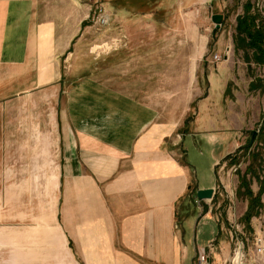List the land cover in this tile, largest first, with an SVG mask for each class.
Wrapping results in <instances>:
<instances>
[{"label": "crops", "instance_id": "1", "mask_svg": "<svg viewBox=\"0 0 264 264\" xmlns=\"http://www.w3.org/2000/svg\"><path fill=\"white\" fill-rule=\"evenodd\" d=\"M198 1L203 16L223 17L211 42L201 36L196 49H186L183 36L116 35L113 81L84 74L65 86L63 208L51 226L0 225V264H192L209 243L226 247L219 187L235 177L243 207L229 213L264 217V44L249 48L237 32V21L243 29L255 11L245 12L247 0H226L230 17L219 11L224 0ZM141 9L132 16H147L157 30L178 17L164 0L145 15ZM41 27L27 0L0 6V68L26 75L35 60H49L53 76L39 82L46 85L56 81L57 57L77 58L74 45L87 40L76 36L63 50L54 40L46 49ZM213 54L222 61L214 64ZM201 189L213 190L211 199L198 200Z\"/></svg>", "mask_w": 264, "mask_h": 264}, {"label": "rangeland", "instance_id": "2", "mask_svg": "<svg viewBox=\"0 0 264 264\" xmlns=\"http://www.w3.org/2000/svg\"><path fill=\"white\" fill-rule=\"evenodd\" d=\"M20 1L22 0H0V6ZM27 1L33 5L36 22L42 25L40 36L41 33L49 34L46 38L40 37L41 46L48 49L50 43L55 40L59 50H63L76 36L84 37L87 42L83 43L82 48L74 45L78 59L73 58L68 62L66 56L57 57L56 81L51 84H39L53 76V74L49 75V60H42L40 66H38L39 61L35 60L37 66L34 72L26 75H23L22 70L0 68V225L2 226H51L55 223L57 206L59 210L63 208V202L59 197L65 194L62 168L68 151L67 139L59 123L62 92L72 80L84 74L93 75L95 79L106 77L107 81H113L112 64L113 50L117 46L114 40L116 35L183 36L184 38L179 40L183 41L186 49H189V45L196 49L201 36L209 38L211 42L214 26L209 14L203 16L201 13L200 10L205 4H201L198 0H164V7L176 8L178 17L172 16L168 19L167 27L162 30H157L147 16L132 15L136 12V8H142L137 13L145 15L142 10L163 0ZM97 7L105 8L110 15V23L106 27L98 28L95 25ZM226 9H229V3L224 0L218 10L231 17V10L226 13ZM263 13V10L262 14L259 13L262 18ZM172 14L176 13L173 11ZM205 17H207L206 21ZM135 19H142L140 25L133 23V26H130L129 20ZM263 21L262 19L258 22V26H262ZM169 45H174L172 47L174 49L181 46V43ZM9 76H15L16 81L8 84ZM251 156L252 151L248 150L244 157L245 163L251 164ZM238 168L239 165L236 166V170ZM242 169L244 171V167ZM233 181L231 183V180H226L224 186L230 183L226 189L219 187L224 203L220 206L218 219L220 226L227 225L225 226L227 237L226 240L225 237L222 240L226 247L221 248L219 241L214 248L215 243L211 242L206 252L197 253L192 264H198L200 253L205 256V262L202 264H231L230 260L233 261L234 258L235 237L243 242L246 258L249 260V256L252 257L253 238L259 230L264 229V218H238L235 217L236 214L229 213V207L235 209L237 214L243 207L239 196L236 195L239 186L237 178L235 177ZM233 197L237 198L235 202ZM236 225L238 227H235ZM251 264H264V257L256 258Z\"/></svg>", "mask_w": 264, "mask_h": 264}, {"label": "built area", "instance_id": "3", "mask_svg": "<svg viewBox=\"0 0 264 264\" xmlns=\"http://www.w3.org/2000/svg\"><path fill=\"white\" fill-rule=\"evenodd\" d=\"M255 8L258 13L262 14L263 10V0H256ZM264 20V15H263ZM110 23V15L107 13L105 8L97 7L96 9V15H95V25L98 28L106 27ZM263 27H264V21H263ZM222 61V57L218 54H213L212 56V62L214 64H217ZM236 170V169H235ZM264 217H261L263 219ZM235 227H238L237 225ZM232 238V236H231ZM237 253H240L239 262L240 264H251L255 262L256 258L264 257V229L259 230L256 235L253 238V249H252V257L249 256V260L246 258L247 255L244 254V244L240 240L235 237V250L233 255V261H231V264H235V256ZM245 260V261H243ZM254 260V261H253ZM205 262V256L204 254L200 253L198 254V264H202Z\"/></svg>", "mask_w": 264, "mask_h": 264}, {"label": "trees", "instance_id": "4", "mask_svg": "<svg viewBox=\"0 0 264 264\" xmlns=\"http://www.w3.org/2000/svg\"><path fill=\"white\" fill-rule=\"evenodd\" d=\"M247 0L244 4L245 12H249L251 8L254 9L255 14L253 17L250 18H244L247 21V24L244 26L243 29L238 28L239 22L237 21V32L243 33L244 36L248 39V47L255 46L256 49H261V46L259 44H264V27L262 26H256L255 20L257 19L259 22L262 21V17L259 15V13L256 11L255 3L256 0ZM263 10H264V0H263ZM250 20V21H248Z\"/></svg>", "mask_w": 264, "mask_h": 264}, {"label": "water", "instance_id": "5", "mask_svg": "<svg viewBox=\"0 0 264 264\" xmlns=\"http://www.w3.org/2000/svg\"><path fill=\"white\" fill-rule=\"evenodd\" d=\"M222 20H223V17L220 14H215L211 17V21L214 25V30H213L214 32L220 29ZM256 135H257L256 131L251 132V139L247 145V148L252 147L254 140L256 138ZM212 194H213V190L211 189H201L196 192V198L202 201L209 200L211 199Z\"/></svg>", "mask_w": 264, "mask_h": 264}, {"label": "bare ground", "instance_id": "6", "mask_svg": "<svg viewBox=\"0 0 264 264\" xmlns=\"http://www.w3.org/2000/svg\"><path fill=\"white\" fill-rule=\"evenodd\" d=\"M239 258H240V253H237V255L235 256V264H240L239 262Z\"/></svg>", "mask_w": 264, "mask_h": 264}]
</instances>
